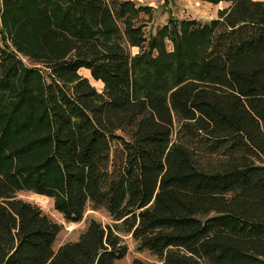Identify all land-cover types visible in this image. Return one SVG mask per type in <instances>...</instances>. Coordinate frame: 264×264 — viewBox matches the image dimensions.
I'll list each match as a JSON object with an SVG mask.
<instances>
[{
    "label": "trees",
    "instance_id": "obj_1",
    "mask_svg": "<svg viewBox=\"0 0 264 264\" xmlns=\"http://www.w3.org/2000/svg\"><path fill=\"white\" fill-rule=\"evenodd\" d=\"M201 1L227 6L170 16L131 59L117 21L139 45L147 5L0 0V264H118L127 234L162 264H264V0ZM24 189L112 224L54 249L61 225Z\"/></svg>",
    "mask_w": 264,
    "mask_h": 264
},
{
    "label": "rangeland",
    "instance_id": "obj_2",
    "mask_svg": "<svg viewBox=\"0 0 264 264\" xmlns=\"http://www.w3.org/2000/svg\"><path fill=\"white\" fill-rule=\"evenodd\" d=\"M135 5L144 6L147 5L145 10H139L137 14L132 15L131 24L133 26H140L141 33L144 37V40L139 45H132L127 37L125 36L123 22L117 21L118 28L120 29V43L121 46L130 54L131 59L135 57H153L157 55L158 51L156 48H153L150 43V39L155 31L167 22V19L170 16H173L175 19H181V17L185 18H196L198 20L207 19L210 16L216 17L214 13H210L211 11L202 8L203 12H207L208 15L199 13L197 9L193 5H180L175 8L174 0H168V2H163V0H132ZM223 7L227 4V2H221ZM221 7V8H223ZM175 11V15L171 13ZM214 14V15H213ZM210 15V16H209ZM213 18V17H212ZM2 37L0 33V47H2ZM164 50L166 52H173L174 44L171 40L166 39L164 42ZM27 62V60H26ZM141 65L138 68V72H140ZM79 73L83 76L88 77L89 81L93 86L96 87L98 91H101L102 84L100 81H95L91 78L89 71L86 69H80ZM175 134L173 133L172 139L174 140ZM16 197L25 201H29L31 203H35L38 205L44 213H46L53 221L59 223L61 225V230L59 231L56 240L54 242V249H56L59 245L72 242L78 239L79 235L86 228L88 221L93 218L97 221L101 222L103 225L112 224V219L106 210L100 209H90V207H86L83 217L79 222H66L62 215L57 212L54 208L53 199L44 195L37 194L29 189H24L16 192ZM123 242L127 245V253L126 255L117 260L118 264H129L133 259L137 258L142 261L148 262L150 264H162V260H160L156 255L152 254L148 250H138L136 246V242L133 240L130 234L122 235Z\"/></svg>",
    "mask_w": 264,
    "mask_h": 264
},
{
    "label": "crops",
    "instance_id": "obj_3",
    "mask_svg": "<svg viewBox=\"0 0 264 264\" xmlns=\"http://www.w3.org/2000/svg\"><path fill=\"white\" fill-rule=\"evenodd\" d=\"M174 2L176 4L175 8H177L180 5H187V3L189 5H193L197 9V11H199V13H201V15L203 14V16H204V14L208 15V13L203 12L201 10L202 8H205V9L211 11L210 13H214L216 15L217 11L219 9H221V7H223V4H221V2H223V1L219 2L218 4H211L209 2L201 1V0H174ZM225 6H227V4ZM171 14L175 15V11L172 12ZM212 17L214 18V16H210L207 19H203V20L200 19L199 21H208V20L212 19ZM181 18H185V17H181ZM194 19H196V18H194Z\"/></svg>",
    "mask_w": 264,
    "mask_h": 264
}]
</instances>
